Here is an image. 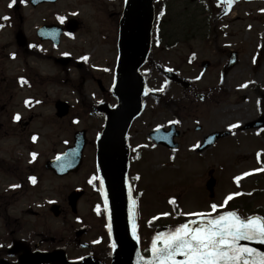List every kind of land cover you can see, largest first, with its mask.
<instances>
[{
	"label": "rangeland",
	"instance_id": "374dc122",
	"mask_svg": "<svg viewBox=\"0 0 264 264\" xmlns=\"http://www.w3.org/2000/svg\"><path fill=\"white\" fill-rule=\"evenodd\" d=\"M124 1L60 0L53 6L36 9L27 4L17 11L24 20V36L31 42L36 41L35 31L42 24H55L61 17L79 20L82 29L76 35L64 36L59 48L44 45L42 49L55 59L69 56L80 67L74 65L60 70L46 59L27 58L24 62L21 57L11 58L17 53L12 35L15 30L13 27L2 31L0 75L13 81L29 71L37 72V77L28 79L32 88L24 87L6 94L2 92L3 87L0 88L1 96L17 97L5 110L1 108L8 101L0 102V162L5 167L0 169V195L18 192L13 185H20L21 180L23 186L31 189L19 194V205L28 203L37 212L47 210L52 204L68 210L64 203L67 195L80 188L85 194L78 203L76 216L83 220L82 225L104 224L103 216L101 220L99 216L103 215V207L96 182L94 144L103 121L90 108L101 97L96 80L102 77L103 87H109L117 59L114 34ZM164 3L167 14L158 8L160 1L157 3L159 15L163 14L157 23L162 42L160 46H152L141 71L148 109L131 134L134 148L141 156L132 155L128 171L132 196L137 202L138 233L148 251L157 228L177 227L171 223L173 214L166 199L176 198L184 216L194 217L187 214L207 210V205H203L209 201L204 184L208 179L206 173L210 171L216 179L214 203L221 205L230 194L234 197V194L246 193L256 197L251 209L264 215V171H256L264 169V127L248 129L253 122L264 118V0H233L232 3L228 0H164ZM12 4L13 0H0V16L18 18L12 15L13 9L9 6ZM15 20V24L20 25L18 19ZM233 53L236 63L225 69ZM204 62L209 63L205 71L201 67ZM168 74L173 78H168ZM44 77L53 78L55 83L42 84ZM162 87L164 90L160 91ZM198 94L205 97L202 102L197 99ZM26 97L42 104H35L30 112L23 113L20 103ZM56 101L70 106L63 120L55 118ZM17 114L23 122L32 116V126L25 130L22 125H7ZM174 122L181 133L178 150L148 142L150 131L167 128ZM197 126L201 131H195ZM78 130H86L89 141L81 169L76 175L56 178L46 172L43 165L71 146L72 134ZM221 132H228L229 136L204 153H194L193 147L204 137ZM29 134L35 135L34 144ZM245 173L250 174L243 175ZM29 177H35L38 184L31 186L27 181ZM237 177H240L238 181ZM37 204L41 207L36 208ZM163 213L170 215L163 216ZM72 218L69 210L68 222L60 223L53 218L55 239L65 236L68 227L75 226Z\"/></svg>",
	"mask_w": 264,
	"mask_h": 264
},
{
	"label": "water",
	"instance_id": "95a60500",
	"mask_svg": "<svg viewBox=\"0 0 264 264\" xmlns=\"http://www.w3.org/2000/svg\"><path fill=\"white\" fill-rule=\"evenodd\" d=\"M58 0H30L33 8L40 4H55ZM154 0H126L119 21L118 50L119 59L117 63V84L113 89V94L119 100V107L110 110L106 105L98 107V111L107 116L105 128L97 143V174L103 179L101 186V197L104 204V192L108 194V207L105 209V217L109 231L110 240L113 247V264H146L139 253L138 235H133V220L129 218V183L127 181L128 169V128L141 110V94L144 83L139 69L145 63L151 48V32L154 22ZM17 9V7H15ZM79 29V22L69 20L63 27L56 25L42 26L37 31V37L42 41H51L55 46L59 44L64 31L69 34L75 33ZM16 43L19 47L25 46V38L21 33L16 35ZM70 62L69 58L56 61L61 66H66ZM235 64V56L232 55L227 68ZM207 63L203 64V68ZM202 100V96H198ZM55 109L58 118L64 117L68 113V106L63 102H56ZM264 126V118L248 126V128L258 129ZM199 130V128H197ZM179 134L175 132V125L170 126L169 132L159 130L149 135L157 144H161L170 149H176L177 144L173 139ZM227 133H216L206 139L204 146L198 152L213 145L217 140L226 137ZM87 145L86 131H78L73 136V145L63 154L53 160L47 161L45 169L52 172L57 177H65L69 174H76L82 164V155ZM215 180L211 178L206 189L212 193ZM83 196L80 189L72 191L67 202L72 213H76L77 202ZM55 217L59 216L57 206L51 208ZM136 224V214L134 218ZM110 225V227H109ZM195 226V225H193ZM241 244L257 249L264 253V243L256 241H241ZM32 263L39 264L43 261L61 260L64 262L61 253H54L43 259L32 258ZM181 259V257H178ZM5 264V263H0Z\"/></svg>",
	"mask_w": 264,
	"mask_h": 264
},
{
	"label": "flooded vegetation",
	"instance_id": "af4514ba",
	"mask_svg": "<svg viewBox=\"0 0 264 264\" xmlns=\"http://www.w3.org/2000/svg\"><path fill=\"white\" fill-rule=\"evenodd\" d=\"M20 5L21 8L25 6V4L22 3ZM12 15L17 16L18 18L12 19V16H8L9 19L5 20L3 16H0V25H3V27H0V35L2 31L7 28L9 29L14 27L15 31L13 32L12 30L13 33L12 35L14 36V38L17 31L19 30L22 31V25L24 22L22 15L21 14L17 15V12L14 11ZM15 19H18L20 25L19 23L15 24L16 21ZM117 27H118V21H117ZM117 37H118V33L116 32L114 34L115 45H117L116 42ZM35 40H36L35 42L26 40L25 47H21V48L18 47L15 42L17 48V53H15V57L16 58L21 57L22 60L25 62L27 58H33L34 56L33 54H35L34 52L40 49L41 55H43V57L39 59L40 61H42V59H46L47 61L54 62L55 60L53 56L47 54V52H44L42 49L44 45H48L50 48L51 47L53 48V46L48 42H41L37 39ZM74 65L77 66V64L72 60L70 66H74ZM78 66L81 65L78 64ZM2 72L3 71L1 70V74ZM36 74L37 72L28 71L26 75H24L21 78H15L13 79V81L12 79L9 80L4 76V74H2L0 75V88L3 87L2 92L4 94L11 93L14 90H19L20 88H24V87L32 88V83H30L28 79H30L31 76L37 77L35 76ZM101 78L100 80H96L98 81V83H100L99 90L101 93V97L98 100L97 104H94L90 108V110L92 111L94 110V112L100 117L103 123H105L106 116L104 114L97 112L96 109L97 106L101 104H105L110 109L116 110L119 105L118 99L114 97L111 92V89L116 80L115 69L112 73V76L110 77V81H109L110 83L107 89L103 87ZM82 79L84 80L85 77H82ZM41 81L42 84L54 83V81L51 78L48 79L47 77L41 78ZM15 99H17V97L7 98L1 96L0 94V102L4 100L8 101L6 104L2 105L3 107L1 108V110H5V106L8 108V105L12 104L10 103V101H13ZM35 104H42V103L37 102L32 97H26L20 103L21 108L23 109V113L24 111L30 112L33 105ZM10 109L13 108L11 107ZM147 109H148V104L146 103L145 99L142 98L141 113L136 119L133 120L128 131L129 149H130L129 160H131L133 154H135L138 158H140L141 156V152L134 148L131 134L132 131H134L135 124L138 122L139 119H141V117L145 114ZM23 113L20 112L19 114L23 115ZM14 117L15 116H12L10 118V122L8 121L7 125L9 123H14L16 124V126L22 125V127L25 128L26 130L28 127H31L34 122L32 116H28L26 122H23V118L17 121L14 119ZM65 118H61V119L56 118V119L63 120ZM33 136L35 135L29 134V138ZM204 138L201 140L200 145L203 144ZM147 140L148 142H150V139L148 138V134H147ZM31 143L34 144V140H31ZM32 144L31 147L34 146ZM198 145L193 147L192 150L194 151V153H196L195 149L197 148ZM207 150H205L204 152H206ZM196 154H201V153H196ZM0 169H5L2 162H0ZM212 173L213 172L210 171L206 174L207 176H209ZM21 185L22 183L20 180V185L15 190L18 192L0 195V263L27 264L33 262L32 259L33 257H36V260H39L38 255L42 257V256L51 255L55 251H60L63 253L64 259L66 261L65 264H112V248H111L108 232L104 224L95 225V226L82 225L83 220L75 215L72 218L73 222H75V226L72 225L68 227L65 231V236H61V238L57 240L53 235L54 217L51 214L49 208L47 210L43 209V211L37 212L28 203L19 205V201L17 199L19 194L20 193L21 195L25 194V192L28 189H31ZM254 199H256V197H254ZM206 205H207L206 211H210L209 204L204 203V206ZM35 206L36 208L41 207L40 204H37ZM232 206H235V201L232 203ZM222 212L223 210L218 209V212L213 213V215L220 214ZM99 216L101 220V215ZM260 216L264 217L262 213ZM56 220H59L60 223L68 222V210L60 206V216ZM164 228L165 231L168 230L167 227ZM141 255L145 258H148L151 255L150 251L145 250L144 245H142ZM40 264H63V263L56 261V262H44Z\"/></svg>",
	"mask_w": 264,
	"mask_h": 264
},
{
	"label": "snow or ice",
	"instance_id": "6c2138e0",
	"mask_svg": "<svg viewBox=\"0 0 264 264\" xmlns=\"http://www.w3.org/2000/svg\"><path fill=\"white\" fill-rule=\"evenodd\" d=\"M228 2L232 3L233 0H228ZM4 19L8 20L9 18L4 17ZM60 19L63 22L65 18L61 17ZM65 55L68 54L65 53ZM83 59L87 60L88 58L83 57ZM159 90L163 91L164 89L162 87ZM14 119L19 121L21 117L17 114ZM236 126L232 125V127ZM33 140H36L35 136H33ZM32 158H36L35 153L32 154ZM256 171H264V169ZM30 179L33 184L36 183L35 177ZM236 179L238 181L240 177ZM89 182L91 183V181ZM100 183L103 186L102 178ZM13 187H19V185H13ZM103 195L104 206L107 209L108 194L104 192ZM232 199L233 194H230L225 198L223 204H210L208 212L187 214L197 217L190 223H181L167 232H157L150 247L151 258L146 261V264H264V253L241 244V241L264 243V217L259 215L241 217L238 211H224L213 215L218 212V209L226 208ZM129 200V218L133 220V235L136 236L137 226L134 222L136 201L132 198L131 189H129ZM170 202H174V199ZM97 211H99V207ZM161 215L168 216L170 214L163 213Z\"/></svg>",
	"mask_w": 264,
	"mask_h": 264
},
{
	"label": "trees",
	"instance_id": "16d2710c",
	"mask_svg": "<svg viewBox=\"0 0 264 264\" xmlns=\"http://www.w3.org/2000/svg\"><path fill=\"white\" fill-rule=\"evenodd\" d=\"M161 2H162V3L160 4L161 6L158 7V5H157V7L160 9V8H163V6H164V7H165L166 14H167V5L164 4V0H161ZM158 8H157V12L160 13V10H159ZM187 25L190 26L189 23H188ZM189 28H190V27H189ZM160 36H161V35H160ZM168 38H169V37H168ZM168 40H169V39H168ZM171 43H172V41H170V44H171ZM36 55H37V56H40L38 52L36 53ZM246 199H247V198L244 197V198L241 200V201H242V204H243V206H244V209H247Z\"/></svg>",
	"mask_w": 264,
	"mask_h": 264
}]
</instances>
